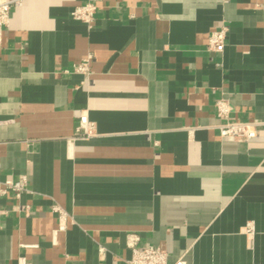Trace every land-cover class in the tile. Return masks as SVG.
Listing matches in <instances>:
<instances>
[{
    "label": "crops",
    "instance_id": "0c3cea01",
    "mask_svg": "<svg viewBox=\"0 0 264 264\" xmlns=\"http://www.w3.org/2000/svg\"><path fill=\"white\" fill-rule=\"evenodd\" d=\"M83 1L21 0L1 27L0 181L26 189L0 198V264H128L131 234L168 264H264V0H95L90 25ZM219 97L253 138L220 137Z\"/></svg>",
    "mask_w": 264,
    "mask_h": 264
},
{
    "label": "built area",
    "instance_id": "2783aa9c",
    "mask_svg": "<svg viewBox=\"0 0 264 264\" xmlns=\"http://www.w3.org/2000/svg\"><path fill=\"white\" fill-rule=\"evenodd\" d=\"M21 0H0V31L1 27L6 25L9 19L10 8L13 5H19ZM95 0H85L81 3L72 5L70 14L73 18L79 19L88 25L94 19V12L96 10ZM226 36V29L220 28L209 33L207 46L209 49L221 51L224 47V39ZM90 55H87L73 64V70L83 74L89 72ZM215 115L220 119L217 124L218 133L220 137L234 140V141H248L256 135V121L252 120H231V107L229 102L224 97H219L214 103ZM92 124L88 120L87 115L80 113L78 122L75 126V132L78 136L85 137L92 133ZM26 189V176L24 174L18 175L13 179H4L0 181V198L11 194L14 198H19L21 193ZM55 212L57 218V225L53 233L64 230L67 223V213L59 205L54 204L51 207ZM5 209L0 205V214L4 213ZM245 232L251 234L253 231L252 224L246 223ZM138 237L136 235H129L126 244L130 249V256L127 259L128 264H168L167 250L159 245L138 246ZM18 264H26L23 258L18 259ZM172 264H185L182 258L176 259Z\"/></svg>",
    "mask_w": 264,
    "mask_h": 264
}]
</instances>
